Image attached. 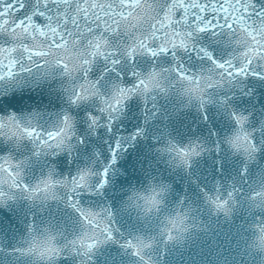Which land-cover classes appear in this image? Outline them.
Instances as JSON below:
<instances>
[{"label": "water", "instance_id": "1", "mask_svg": "<svg viewBox=\"0 0 264 264\" xmlns=\"http://www.w3.org/2000/svg\"><path fill=\"white\" fill-rule=\"evenodd\" d=\"M252 2L256 11L264 9V0ZM34 5L35 0H27L29 12ZM254 20L259 18L248 17V25ZM219 23L223 25V19ZM105 38L108 51L117 55L108 57L106 51L105 56L95 57L87 76L75 64L66 74L54 62L18 55L14 77L0 80V100L8 99L0 107V119L14 116L25 126L30 120L36 133L44 130L39 125L45 122L48 126H56L57 119L63 123L73 109L76 131L85 135L83 146L68 141L32 155L36 150L30 138L0 134V155L17 160L28 192L37 179L44 181L50 175L53 181L65 182L51 195L31 192V196L0 184V264H144L124 246L128 240L140 239L151 243L142 250L150 264H264V198L256 195L264 193V79L252 75L264 74V58H254L247 75L228 76L212 63L239 67L246 62L242 53L251 41L235 25L196 33L187 50L156 57L138 53L128 58L124 49L130 41L124 33L105 34ZM10 43L0 34V46ZM200 49L210 53L212 60ZM84 51L81 47L70 55ZM111 59L120 63L113 65ZM181 65L192 83L177 74ZM154 72L159 75L150 91L144 92L141 85L115 111L102 103L101 97L111 102L119 88H134ZM197 79L202 91L194 93L189 89ZM86 82L94 84L98 95L73 103ZM233 114L246 118L243 130L258 149L247 158L229 143L238 131ZM91 117L97 118L95 123ZM193 147L199 154L189 155L185 164L177 149ZM49 151L56 152L61 163L65 155L69 160L74 156V166L58 168L50 162ZM105 169L107 182L94 191L105 179ZM82 173H88L87 187L76 192H88L91 200L69 201L72 180ZM160 189L163 205L147 212L140 195ZM229 193L234 200L227 199ZM215 200H227L226 208L218 209ZM86 208L100 214L110 210L108 223L115 241L99 243L84 255L78 245L73 251L69 241L91 231L80 215ZM178 212L186 219L172 229L173 239L168 240L167 218ZM49 237L59 249L51 259L21 252L34 242L43 247Z\"/></svg>", "mask_w": 264, "mask_h": 264}, {"label": "snow or ice", "instance_id": "2", "mask_svg": "<svg viewBox=\"0 0 264 264\" xmlns=\"http://www.w3.org/2000/svg\"><path fill=\"white\" fill-rule=\"evenodd\" d=\"M26 2L27 0H0V34L7 36L11 42L10 46H0V80L14 77L18 67L16 59L18 55H23L29 61L34 58H42L46 62H54L64 68L66 74L74 70L70 64H75V67L82 68L84 75L87 76L88 68L95 57L105 56L106 51L108 57L117 55L113 51H108L110 45L108 39L105 38V34L113 33H124L128 36L130 43L125 47L124 55L134 59L138 53L156 57L171 51L172 55H175L174 50L189 48L194 34L205 33L225 25L228 29H232L235 25L251 41L250 45L246 44L245 51L242 53L246 59L245 63L239 67L231 64L226 65L212 60L211 54L204 49H200V52H203L204 56L212 60V63L228 76L247 75L253 59L264 58V9L256 11L252 0H163L157 4H148L146 0H35L31 12L26 7ZM250 16L258 17L259 21L254 20L252 25H248L247 18ZM221 19L224 21L223 25L219 23ZM81 47L86 51L77 52L75 56L70 55L71 52H76ZM77 61L78 63H76ZM111 63L117 65L120 60L111 59ZM180 68L182 65L176 69L177 74L181 79L192 83L193 78L185 75ZM27 70L23 69V71ZM158 75L159 73H151L147 80H139L134 88H119L111 102L103 97L100 99L107 109L115 111L141 85L144 92L150 91ZM252 75L264 79V74L259 72H253ZM208 79L211 80L210 77ZM207 86L210 87L211 84ZM189 90L194 93L202 91L199 79L192 84ZM96 95L98 93L94 84L86 82L80 86L73 103L76 102V99H89ZM105 110L101 109V111ZM233 118L237 123L238 131L230 138L229 143L234 149L243 150L247 158L258 149L249 134L243 130L246 118L235 114H233ZM91 119L95 123L97 118L91 117ZM28 123L30 124L31 121L29 120ZM63 124L64 127L61 128L60 133L53 134L54 137L66 133L71 127L67 115L63 117ZM109 131H111L110 128ZM5 133L10 138L19 139L25 136L30 138L35 134V129L25 126L16 117L11 116L0 119V134ZM116 147L119 148V144ZM177 152L185 164L188 163L186 158L189 155L199 154L195 147L191 151L177 149ZM114 159L115 154L113 153ZM6 170L9 177H12L13 187H16L15 178L18 174L14 173L11 168ZM87 176L88 173H82L78 179L73 178L69 191L87 187ZM102 176L105 179L100 181L97 188L107 182V169L104 170ZM61 184H65V182L53 181L50 175L31 192L33 195L40 192L51 195L55 187ZM24 190L29 191L27 185H24ZM162 191L163 189L154 190L147 195H140L147 212H151L153 209L159 210L161 201L157 197ZM2 195L3 193L0 192V196ZM231 195L229 193V196ZM68 199L71 201L72 197L69 196ZM76 203L78 204L79 201ZM213 203L218 209H225L227 200H215ZM80 215L91 231L70 241L74 246L73 251L78 245L83 250L82 254L86 255L99 243L115 241L108 223L111 212L108 213L107 218H102L100 213L91 210L80 211ZM185 219L186 217L179 212L175 217L167 218L170 225V228L166 229L168 240L173 239L172 229L183 225ZM261 231L264 232V229ZM52 240L53 238L49 237L47 241L43 242V247L41 242H34L27 251L51 259L54 253H59V249L54 246ZM262 240H264V236H262ZM124 246L131 248L132 254L144 260V264H150L142 255L143 248L151 246L150 242L145 243L140 239L134 243L132 240H128Z\"/></svg>", "mask_w": 264, "mask_h": 264}, {"label": "clouds", "instance_id": "3", "mask_svg": "<svg viewBox=\"0 0 264 264\" xmlns=\"http://www.w3.org/2000/svg\"><path fill=\"white\" fill-rule=\"evenodd\" d=\"M7 98L0 100V107H3L5 105H7ZM73 108L76 107L75 104L72 105ZM60 114H57V116H59ZM88 115V114H87ZM67 116L69 117V122L71 124V127L68 129V131L66 133H62L59 136H55L53 134L55 133H60L61 128L64 127L63 123H60V121L57 119L55 121V125L56 126H48V123L45 122L41 125H39L40 128L44 129L43 131L40 132H36L32 137H30V139L32 140V145L31 147L35 148V152L32 153V155H37L41 152L42 148H46L49 150L58 148L57 145H61L63 144H67L68 141H71L73 144H76L77 142L80 145H85L84 141H85V135L84 132H77L75 125H74V111L73 109H69L67 112ZM47 125V127H45ZM27 127L30 128H35V125L29 124ZM25 139H29V137L25 136ZM37 140L39 141L37 143ZM44 143H41V142ZM51 141V142H49ZM7 150V149H6ZM48 155L51 157V163L56 164V166L58 168H70L72 166H74V160L75 157H73V160H69L68 159V155H65L63 162L61 163L60 160H57V153L54 151H49ZM11 168V170L14 173H17L18 175L15 178V184L17 185L15 188L17 189H21L22 192H26L24 190V173L23 171L18 167V163L17 160L14 159L13 156H7V155H0V184L5 185L7 188H12L13 187V181H12V177H9L8 172L6 169ZM43 180L42 179H37L35 181V183L31 186L32 189L35 188L37 185H40L41 182ZM94 191H98V188L94 189ZM28 192V191H27ZM29 196H31V192H28ZM232 195L229 196L227 199H233L234 200V196L233 193H231ZM256 195L260 196L261 198H264V193H257ZM72 199H78L81 201H90L91 198L88 196V192H83L82 194H79L75 191H72V195H71ZM163 192H160L158 195V199L161 201L160 206L163 205ZM88 209H85V212H87ZM94 212V210H92ZM153 211H157L155 209H153ZM110 212L109 209H106L104 211V213L101 214L102 218H107L108 217V213ZM69 244L70 241H69ZM27 249H21V252H26ZM45 264H47V261H45Z\"/></svg>", "mask_w": 264, "mask_h": 264}]
</instances>
